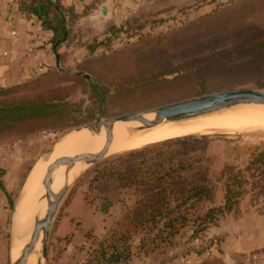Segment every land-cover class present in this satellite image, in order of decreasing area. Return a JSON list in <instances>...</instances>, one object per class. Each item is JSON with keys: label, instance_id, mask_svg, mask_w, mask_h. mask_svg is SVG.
I'll return each instance as SVG.
<instances>
[{"label": "rangeland", "instance_id": "rangeland-1", "mask_svg": "<svg viewBox=\"0 0 264 264\" xmlns=\"http://www.w3.org/2000/svg\"><path fill=\"white\" fill-rule=\"evenodd\" d=\"M110 29L86 27L75 33L67 46L71 47L60 54L64 58L60 67L14 85L11 94L0 97V105L22 100L63 102L60 115L0 129V264L11 262L13 213L25 184L42 159L72 132L93 125L97 117L106 120L202 97L195 96L197 90H206V96L240 89L246 82L264 84V71L257 76L248 72L213 76L201 87L186 84L171 89L158 83L172 68L195 71L203 66L204 57L209 61L220 55L236 67L258 65L264 70V57L248 52L252 44L264 42V0H143L136 12L121 20L118 32ZM141 82L158 84L128 89ZM91 85L105 90L102 98L94 95ZM226 113L244 124L259 119L253 122L258 129L195 135L205 136L199 142L211 158L197 165L209 177V207L223 206L228 173L221 176V172L227 167L232 174H243L241 180L247 182L243 190L262 194L256 203L250 205V197H245L236 209L206 228L192 223L168 229L159 225L150 234L122 239L120 223L137 199L134 190L118 189V184L105 190L98 183L90 185L93 173L103 166H117L112 158L124 152L109 155L85 168L70 184L50 225L44 256L40 245L34 251L35 264L39 259L41 264H247L264 257V247L250 255L227 254V242L235 241L241 228L234 226L238 220L252 221H246L242 230L253 224L254 230L264 234V184L259 181L253 186L245 170L252 154L264 150V107L238 106L200 117ZM63 218L71 220V226H58ZM59 229H66L65 234Z\"/></svg>", "mask_w": 264, "mask_h": 264}, {"label": "trees", "instance_id": "trees-1", "mask_svg": "<svg viewBox=\"0 0 264 264\" xmlns=\"http://www.w3.org/2000/svg\"><path fill=\"white\" fill-rule=\"evenodd\" d=\"M56 2L57 0H55ZM55 3L50 0H32L30 11L41 19L43 28L53 32V37L49 42L54 51H57L70 38L71 30L67 26L68 21L71 22L73 17L70 16L67 20ZM110 31L118 32L116 28H111ZM248 52L261 54L264 57V42L252 44ZM214 58L208 61L204 57L202 59L203 66L196 68L195 71L182 72L172 68L161 76H173L171 79L160 77L158 80L159 78L155 77V80L171 89L185 87L186 84H196L201 87L211 82L210 78L213 76L228 77L233 74L240 75V72H248L249 75L257 76L264 71L258 65L236 67L228 62L224 55ZM150 83H133L128 89L136 91L158 84ZM90 87L96 97H103L104 89L93 85ZM238 88H264V84L255 85L246 82ZM13 90L14 86L0 88V97L11 94ZM197 91L200 92L194 93L195 96L206 94L203 92L206 90ZM62 106L63 102L59 100L54 102L22 100L0 105V129L12 128L34 120L60 115ZM203 137L205 136L189 135L124 152L112 158L117 162V166H103L93 173L90 185L98 183V187L105 190L111 184H118V189L129 188L135 192L137 199L124 214L120 223L124 229V232L121 233L122 239L150 234L153 227L159 225L168 229L176 225L184 226L192 223L206 228L209 225H215L219 217L225 213L236 209L245 197H250V205L258 201L262 194L260 192L251 194L243 190V186L247 184L245 180H241L244 179L243 174L241 172L232 174V169L227 167L221 172V176L224 172L228 173L227 181L224 183L223 206L209 207V202L212 199L211 191L207 186L209 177L207 171H203L200 166L197 167L203 161L207 163L211 160L206 155V147H202L199 142L204 139ZM174 146H179V148H172ZM196 152L200 154L198 157L196 156L197 158H193L192 155ZM137 160H140V164L135 165ZM245 170L250 172L249 177L254 181L253 186L259 184V181L264 184V150L252 154ZM9 201L11 202L10 199ZM113 255L111 254L110 257Z\"/></svg>", "mask_w": 264, "mask_h": 264}, {"label": "crops", "instance_id": "crops-1", "mask_svg": "<svg viewBox=\"0 0 264 264\" xmlns=\"http://www.w3.org/2000/svg\"><path fill=\"white\" fill-rule=\"evenodd\" d=\"M31 1L0 0V88L26 82L53 67H60L64 60L60 54L71 47L67 46L75 33L80 34L86 27L102 32L118 28L121 20L136 12L143 0H57V4L53 0L67 20L73 17L67 26L71 30L70 38L57 51L49 42L53 32L43 28L41 19L31 13ZM39 35L42 41L35 53L27 54V47ZM246 221L252 222L246 219L235 222L234 226L241 228L237 239L227 242V254L236 252L250 255L252 251L264 247V234L254 230L255 225L242 230ZM64 225L71 226V220L61 219L58 226L66 228ZM58 232L64 235L66 229H59Z\"/></svg>", "mask_w": 264, "mask_h": 264}, {"label": "bare ground", "instance_id": "bare-ground-1", "mask_svg": "<svg viewBox=\"0 0 264 264\" xmlns=\"http://www.w3.org/2000/svg\"><path fill=\"white\" fill-rule=\"evenodd\" d=\"M245 106L264 107L261 105ZM208 114L179 120H164L161 122L153 121L154 115L147 114L140 121L114 122L110 129V142H105V128L98 125L75 130L68 137L64 138L61 143L58 142L59 145L57 143V147H54L53 153L51 151L49 156L42 159L28 183L25 184L19 198L20 202L14 209V229L12 234L15 237V242L12 250V258L16 259L20 251L24 249V244L32 232L35 216H41L46 211V201L43 200L42 182L48 166L56 159L80 154H96L98 158L103 159L109 155H118L121 152L141 149L145 146L169 139L207 134L213 130H219L223 133H233L234 131L258 129V125L253 124L256 120L255 117H252L253 119L255 118L253 122L250 121V123L246 124L239 123L242 121L238 122V119L233 114L231 115V113L217 117H200ZM260 120L261 122L263 121L262 119ZM257 123H260V121ZM83 168L84 164L82 162H77L69 171L66 166L59 167L52 174L51 189L55 191L62 186L67 171L69 176L68 180L71 181L81 173ZM41 200L43 201L40 202ZM39 245L40 239L29 250L26 264H35L33 254L35 249L39 248Z\"/></svg>", "mask_w": 264, "mask_h": 264}, {"label": "water", "instance_id": "water-1", "mask_svg": "<svg viewBox=\"0 0 264 264\" xmlns=\"http://www.w3.org/2000/svg\"><path fill=\"white\" fill-rule=\"evenodd\" d=\"M53 2V0H50ZM76 75L89 78L87 75L77 73ZM245 105H261L264 106V91H257L252 89H232L225 90L210 95L188 99L180 102H176L163 107L155 108L146 112H138L106 120H101L99 117L96 118L93 125H98L105 128V142H110L111 134L110 129L116 121H140L147 114H153V121L161 122L164 120H179L183 118L195 117L208 113L217 112L224 109H230L232 107L245 106ZM92 126V125H90ZM89 126V127H90ZM88 128V127H84ZM101 158H98L96 154L86 155H74L65 156L56 159L50 164L45 172V176L42 182L44 199L46 201V211L43 215L35 216L32 232L28 240L24 244V249L20 251L16 259L12 258L10 264H26L29 250L33 247L35 242L40 239V246L43 250V256L46 249L47 237L49 234V228L52 223L55 212L58 208L59 203L66 194L70 184L74 179L79 176L78 174L73 180L69 181L68 171L77 163L82 162L84 168H87L93 164L99 162ZM61 166H66L68 171L65 176V180L60 188L53 191L52 186V174ZM82 170V171H83ZM81 171V172H82ZM41 200L40 202H42ZM13 236V245L15 237ZM41 264V259H39Z\"/></svg>", "mask_w": 264, "mask_h": 264}, {"label": "built area", "instance_id": "built-area-1", "mask_svg": "<svg viewBox=\"0 0 264 264\" xmlns=\"http://www.w3.org/2000/svg\"><path fill=\"white\" fill-rule=\"evenodd\" d=\"M41 41H42V36L41 35L37 36L27 47L26 49L27 54L29 55L34 54ZM247 264H264V257L257 258L256 260L253 259Z\"/></svg>", "mask_w": 264, "mask_h": 264}]
</instances>
